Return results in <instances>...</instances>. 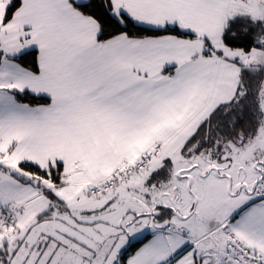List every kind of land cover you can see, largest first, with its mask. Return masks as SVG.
<instances>
[{"label":"snow or ice","instance_id":"6c2138e0","mask_svg":"<svg viewBox=\"0 0 264 264\" xmlns=\"http://www.w3.org/2000/svg\"><path fill=\"white\" fill-rule=\"evenodd\" d=\"M0 264H264V0H0Z\"/></svg>","mask_w":264,"mask_h":264},{"label":"trees","instance_id":"16d2710c","mask_svg":"<svg viewBox=\"0 0 264 264\" xmlns=\"http://www.w3.org/2000/svg\"><path fill=\"white\" fill-rule=\"evenodd\" d=\"M95 2L98 4L99 3V0H95ZM32 58L31 57H29V60H31Z\"/></svg>","mask_w":264,"mask_h":264}]
</instances>
